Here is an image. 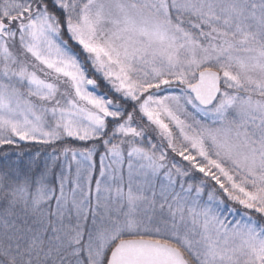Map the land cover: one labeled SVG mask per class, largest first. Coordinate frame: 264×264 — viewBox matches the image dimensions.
Returning a JSON list of instances; mask_svg holds the SVG:
<instances>
[{
	"label": "snow or ice",
	"instance_id": "snow-or-ice-1",
	"mask_svg": "<svg viewBox=\"0 0 264 264\" xmlns=\"http://www.w3.org/2000/svg\"><path fill=\"white\" fill-rule=\"evenodd\" d=\"M0 264H264V0H0Z\"/></svg>",
	"mask_w": 264,
	"mask_h": 264
}]
</instances>
